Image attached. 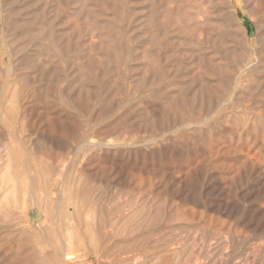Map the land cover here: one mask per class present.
<instances>
[{"label": "rangeland", "instance_id": "1", "mask_svg": "<svg viewBox=\"0 0 264 264\" xmlns=\"http://www.w3.org/2000/svg\"><path fill=\"white\" fill-rule=\"evenodd\" d=\"M0 264H264V0H0Z\"/></svg>", "mask_w": 264, "mask_h": 264}]
</instances>
